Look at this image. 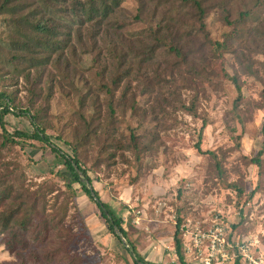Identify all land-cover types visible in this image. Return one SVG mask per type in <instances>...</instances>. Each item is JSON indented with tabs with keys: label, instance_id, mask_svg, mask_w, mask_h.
I'll return each instance as SVG.
<instances>
[{
	"label": "rangeland",
	"instance_id": "374dc122",
	"mask_svg": "<svg viewBox=\"0 0 264 264\" xmlns=\"http://www.w3.org/2000/svg\"><path fill=\"white\" fill-rule=\"evenodd\" d=\"M200 1L204 19L189 0H140L138 18V2L125 0L95 28L88 15L81 25L55 22L61 42L45 49L52 56L45 68L19 75L0 63V92L31 116L40 114V127L64 154L72 157L63 141L72 142L88 126L95 139L79 147V160L148 264H179L173 242L178 220L186 264H244L242 247L264 261V176L249 162L263 147L264 37L255 30L264 32L258 24L264 0ZM250 8H258L253 17L233 23ZM3 24L0 19V48L12 50ZM234 77L244 97L238 117ZM103 84L113 88L116 110L106 141ZM5 122L9 133L33 131L27 117L9 114ZM131 133L147 147L139 165L126 150ZM198 142L214 157L198 154ZM59 161L47 145L28 140L1 158L9 170L20 167L33 190L43 182L65 190L57 174L73 182ZM219 172L239 190L223 186ZM73 188L60 231L44 244L15 250L7 246L9 236L0 235V264H133L96 206L78 185ZM202 236L197 249L195 239ZM47 253L56 256L48 261Z\"/></svg>",
	"mask_w": 264,
	"mask_h": 264
},
{
	"label": "trees",
	"instance_id": "16d2710c",
	"mask_svg": "<svg viewBox=\"0 0 264 264\" xmlns=\"http://www.w3.org/2000/svg\"><path fill=\"white\" fill-rule=\"evenodd\" d=\"M136 1L139 4L138 15L136 17L138 18L142 4L140 0ZM189 1L201 18L204 19L205 9L202 6V2L200 0ZM124 2L125 0H84L83 2L81 0H0V19L5 23L3 27L9 35L8 43L12 48V50L6 51L0 48V63L12 68L19 75L26 68L28 70L45 68L52 58L51 55H47L45 49L55 47L58 45V42H61L55 34L57 31L55 22L68 23L71 26H75V24L81 25L84 24V16L88 15L90 23L93 24L92 28H95L103 24ZM257 10L258 8H250L240 12L238 19L233 23L240 24L245 22L250 17H253ZM201 18L200 23L203 24V19ZM225 20L227 24H230L228 18ZM258 24H264V18ZM87 32L91 40L95 39V36L89 30ZM255 32L256 36L264 37V32L263 34L256 30ZM251 33L252 31L250 30V35ZM62 51L63 49L57 51L58 54L53 61V65L60 62L63 55L60 54ZM262 69L264 72V62L262 63ZM117 83L113 81L112 84L115 86ZM232 83L236 90L233 113L237 116L236 112L240 108L244 97L238 77L232 78ZM102 88L109 97L106 104L109 127L104 130L106 141L110 137L111 127H113L116 121L114 117L116 110L112 94L113 88H109L104 84ZM9 114L27 117L33 127L32 133L29 134L22 131L9 133L6 130L5 124V118ZM40 117V114L31 116L29 110L18 108L11 94L3 91L0 92V207L2 208L6 204L4 211L0 213V235L7 234L9 236L8 248L15 250L17 245H20L25 249L30 244H44L52 238V231L56 228L60 231L68 212L70 199L75 198L73 184H76L99 210L108 232L120 242L122 249L131 258L132 263L148 264L137 253L135 245L124 228L123 220L117 216L108 204L100 200L98 193L92 187V181L88 176L89 170L79 160V147L83 143H89L95 139L88 130V126L83 128L81 133H75L72 142L63 141L72 153V157H70L50 143V138L46 135L45 129L40 127ZM137 138L138 136L130 134L126 150L133 154L136 164L139 165L141 155L147 147L140 146L139 139ZM20 140L37 141L47 145L51 152L60 159V164L70 173L73 182H70L63 175L57 174L65 190H55L53 185L47 184V182L36 185V189L33 190L26 183V178L20 167L14 166L12 170L3 167L1 164L3 152L10 149V147L19 145ZM262 146L257 156L249 160L250 163H253L258 168L260 176H264V135ZM109 147L108 149L114 148L113 145ZM195 150L200 155L214 157L212 152H203L201 150L200 142L195 145ZM219 173V182L223 186L227 189L239 190L234 184H226L224 175L221 172ZM60 196L62 197V202L57 205ZM51 197L55 201L49 205L50 210L48 203ZM47 210H50V212ZM115 230L121 233L125 241L124 243L117 237ZM181 233V220H178L173 235L175 256L179 264H186L182 252ZM63 239H65L64 243L69 246L72 240L71 236L68 235L66 238L63 237ZM53 252L57 253L59 249H55ZM55 256L53 253H47L46 258L48 261H51Z\"/></svg>",
	"mask_w": 264,
	"mask_h": 264
},
{
	"label": "built area",
	"instance_id": "2783aa9c",
	"mask_svg": "<svg viewBox=\"0 0 264 264\" xmlns=\"http://www.w3.org/2000/svg\"><path fill=\"white\" fill-rule=\"evenodd\" d=\"M204 240V236L200 237L199 241L197 239H195V247L198 249V246L202 243V241ZM242 262L244 264H264V261H258L250 256H248L247 252H246V249L244 247H242L240 249V252H239V255H238ZM238 257V258H239ZM237 259V258H235Z\"/></svg>",
	"mask_w": 264,
	"mask_h": 264
},
{
	"label": "water",
	"instance_id": "95a60500",
	"mask_svg": "<svg viewBox=\"0 0 264 264\" xmlns=\"http://www.w3.org/2000/svg\"><path fill=\"white\" fill-rule=\"evenodd\" d=\"M115 234L117 235V237L121 240V242H125L124 239L122 238V235L119 231L115 230Z\"/></svg>",
	"mask_w": 264,
	"mask_h": 264
}]
</instances>
